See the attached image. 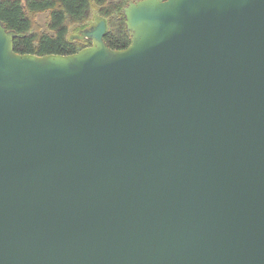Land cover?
Masks as SVG:
<instances>
[{"label":"water","instance_id":"obj_1","mask_svg":"<svg viewBox=\"0 0 264 264\" xmlns=\"http://www.w3.org/2000/svg\"><path fill=\"white\" fill-rule=\"evenodd\" d=\"M69 54L0 20V264H264V0H138Z\"/></svg>","mask_w":264,"mask_h":264},{"label":"trees","instance_id":"obj_2","mask_svg":"<svg viewBox=\"0 0 264 264\" xmlns=\"http://www.w3.org/2000/svg\"><path fill=\"white\" fill-rule=\"evenodd\" d=\"M52 3H20V0H0V20L8 29L17 31L15 51L18 53L69 54L82 49L86 37L70 33L71 23L84 22L94 6L107 18L105 41L115 49L126 48L130 42L123 8L128 3H84V0H51ZM61 2V3H56ZM49 11L48 29H34V15ZM83 26V25H82ZM79 29V28H78ZM76 28V31L78 30ZM81 32V31H80ZM77 33V32H76Z\"/></svg>","mask_w":264,"mask_h":264},{"label":"rangeland","instance_id":"obj_3","mask_svg":"<svg viewBox=\"0 0 264 264\" xmlns=\"http://www.w3.org/2000/svg\"><path fill=\"white\" fill-rule=\"evenodd\" d=\"M98 14H100L99 10H98V7L93 5V8L91 10V13H90L89 17L84 22L71 23L70 24V33L71 34L76 33L81 28H83L85 25L87 27L90 24L94 23V21L96 22V20H98ZM49 16H50V12L49 11H42V12L36 13L34 15V29L40 30V31L47 30L48 29ZM76 28L77 29L79 28V29L76 31Z\"/></svg>","mask_w":264,"mask_h":264},{"label":"flooded vegetation","instance_id":"obj_4","mask_svg":"<svg viewBox=\"0 0 264 264\" xmlns=\"http://www.w3.org/2000/svg\"><path fill=\"white\" fill-rule=\"evenodd\" d=\"M135 1H138V0H84V3H130V2H135ZM20 3H52V1L51 0H20ZM56 3H61V2H56ZM103 19L106 21V32H107V30L109 28L108 21H107V18L104 17L103 15L98 14V20H96V22L94 21V24L95 25L98 24ZM90 26H91V24L89 26H87V27L85 25L81 29L84 30V29H86V28H88ZM80 30L77 33L73 34V35L75 37H77V35H79V33H80ZM106 32H105V34H106ZM81 40H82V44H86L84 47L92 45V40L89 37H86V38L81 39Z\"/></svg>","mask_w":264,"mask_h":264}]
</instances>
